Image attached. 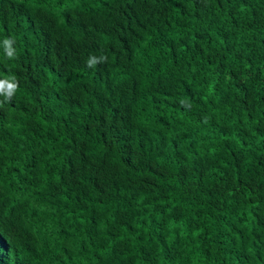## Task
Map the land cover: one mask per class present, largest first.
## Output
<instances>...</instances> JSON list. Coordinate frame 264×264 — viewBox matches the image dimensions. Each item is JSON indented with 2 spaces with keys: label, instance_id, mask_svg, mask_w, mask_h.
<instances>
[{
  "label": "trees",
  "instance_id": "trees-1",
  "mask_svg": "<svg viewBox=\"0 0 264 264\" xmlns=\"http://www.w3.org/2000/svg\"><path fill=\"white\" fill-rule=\"evenodd\" d=\"M8 76L0 264H264V0H0Z\"/></svg>",
  "mask_w": 264,
  "mask_h": 264
},
{
  "label": "clouds",
  "instance_id": "clouds-1",
  "mask_svg": "<svg viewBox=\"0 0 264 264\" xmlns=\"http://www.w3.org/2000/svg\"><path fill=\"white\" fill-rule=\"evenodd\" d=\"M14 43L15 41L9 38H5L3 40L4 53L9 59L15 58V49L13 48ZM105 59V56H100L99 58L89 57L86 63L88 67H94L97 63L104 62ZM17 88L18 82L14 76H8L4 79H0V96H3L6 101L11 100L17 91Z\"/></svg>",
  "mask_w": 264,
  "mask_h": 264
}]
</instances>
